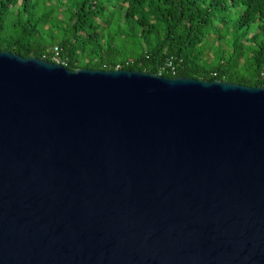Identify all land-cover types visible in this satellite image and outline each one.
I'll return each mask as SVG.
<instances>
[{
  "label": "water",
  "instance_id": "obj_1",
  "mask_svg": "<svg viewBox=\"0 0 264 264\" xmlns=\"http://www.w3.org/2000/svg\"><path fill=\"white\" fill-rule=\"evenodd\" d=\"M0 264H264V86L0 50Z\"/></svg>",
  "mask_w": 264,
  "mask_h": 264
},
{
  "label": "trees",
  "instance_id": "obj_2",
  "mask_svg": "<svg viewBox=\"0 0 264 264\" xmlns=\"http://www.w3.org/2000/svg\"><path fill=\"white\" fill-rule=\"evenodd\" d=\"M52 45L69 69L264 86V0H0L1 51L42 59Z\"/></svg>",
  "mask_w": 264,
  "mask_h": 264
},
{
  "label": "built area",
  "instance_id": "obj_3",
  "mask_svg": "<svg viewBox=\"0 0 264 264\" xmlns=\"http://www.w3.org/2000/svg\"><path fill=\"white\" fill-rule=\"evenodd\" d=\"M61 49L57 46V45H52L49 49H48V53L49 54H44L43 57H47L49 56L52 61L54 62H60L63 65H66V59L62 58L60 55ZM165 68H169L171 72L174 73V66L172 65L171 61H167V63H165L163 66H161L160 70H164Z\"/></svg>",
  "mask_w": 264,
  "mask_h": 264
},
{
  "label": "rangeland",
  "instance_id": "obj_4",
  "mask_svg": "<svg viewBox=\"0 0 264 264\" xmlns=\"http://www.w3.org/2000/svg\"><path fill=\"white\" fill-rule=\"evenodd\" d=\"M212 38H213V36L211 35V36H210V39H212ZM207 52H209V49H208V48H207Z\"/></svg>",
  "mask_w": 264,
  "mask_h": 264
},
{
  "label": "clouds",
  "instance_id": "obj_5",
  "mask_svg": "<svg viewBox=\"0 0 264 264\" xmlns=\"http://www.w3.org/2000/svg\"><path fill=\"white\" fill-rule=\"evenodd\" d=\"M43 58H44V57H43ZM43 58H42V59H43ZM51 61H52V59H51ZM52 62H54V61H52ZM57 63H58V62H57ZM59 63H60V62H59ZM60 64H61V63H60ZM62 65H63V64H62ZM64 66H65V65H64Z\"/></svg>",
  "mask_w": 264,
  "mask_h": 264
}]
</instances>
